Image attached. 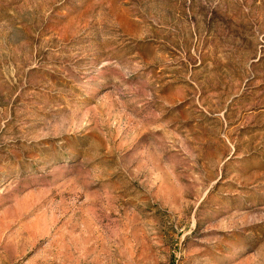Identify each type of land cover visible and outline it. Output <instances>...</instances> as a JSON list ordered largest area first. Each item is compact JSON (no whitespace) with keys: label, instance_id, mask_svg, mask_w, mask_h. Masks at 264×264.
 I'll return each mask as SVG.
<instances>
[{"label":"rangeland","instance_id":"obj_1","mask_svg":"<svg viewBox=\"0 0 264 264\" xmlns=\"http://www.w3.org/2000/svg\"><path fill=\"white\" fill-rule=\"evenodd\" d=\"M0 264H264V0H0Z\"/></svg>","mask_w":264,"mask_h":264}]
</instances>
